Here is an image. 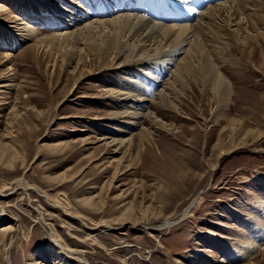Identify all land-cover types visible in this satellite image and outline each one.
<instances>
[{
  "label": "rangeland",
  "instance_id": "rangeland-1",
  "mask_svg": "<svg viewBox=\"0 0 264 264\" xmlns=\"http://www.w3.org/2000/svg\"><path fill=\"white\" fill-rule=\"evenodd\" d=\"M152 1L156 10L127 11L172 25L182 0ZM0 4V150L10 151H0V227L14 224L7 248H0V264H54L51 245L68 264H264L261 48L241 45L225 52L229 62L219 66L233 84L226 103L200 66L185 68L180 78L177 63H159L160 70L149 62L127 65L129 46L118 53L131 44L125 34L111 31L110 37L71 39L70 45L48 40L84 27L100 17V9L106 11L101 19L116 18L122 0ZM214 6L204 5L202 13ZM261 7L262 0L250 6L252 16H264ZM12 17L32 26V35L25 25L10 23ZM234 25H228L230 32ZM256 32L264 34V25ZM138 71L143 78L162 75L150 96L157 104H145L142 126L135 129L122 119L124 105L110 95L127 93L125 85L137 82ZM159 93L167 108L159 105ZM136 134L140 162L127 144ZM118 139L125 141L122 148ZM231 148L220 157L221 149ZM90 199L95 207L86 204ZM126 210L145 217L135 226L120 225L116 219Z\"/></svg>",
  "mask_w": 264,
  "mask_h": 264
},
{
  "label": "bare ground",
  "instance_id": "bare-ground-1",
  "mask_svg": "<svg viewBox=\"0 0 264 264\" xmlns=\"http://www.w3.org/2000/svg\"><path fill=\"white\" fill-rule=\"evenodd\" d=\"M210 1L211 0L207 2L210 3ZM219 1L224 2L216 3L214 4L216 6L211 7L209 11L202 13L201 9H203L202 7L205 5H201L202 0H189V3H186V0H182L178 4L179 7H176L177 10H179L178 15L176 16L178 21L174 22L172 25L163 26L157 22H154L153 18L148 19L146 15L143 16L144 14L142 15L137 12L134 13V10H132L133 13L127 11L128 9H134L137 6H145L148 8L147 10H156L157 8L154 1L150 0V4L148 6V4L144 2H138V4H135V0H122V3L124 2V6H121V4L117 5L118 7L120 6V10L119 12H117L116 18L112 20L101 19L106 18L101 16L103 14L106 15V11L100 9L97 12V14H99L97 17H100L93 19L84 27L77 28L73 31L68 32L63 31V33L52 35L51 37H49L50 39L48 40H51L53 43L55 41H59V44L61 45L64 43L70 45L73 42H69L71 39L78 43L79 40H83V38L86 37L85 39L88 43V41L96 40L98 36L101 37L102 34L104 35V37H110L111 31L114 35H118V33L123 35L125 34V38L128 37V41L131 44L121 43L122 45L118 53L121 54V52H124L128 49L130 50L129 56L125 60V63H127V65L132 64L133 62L135 64L137 63L138 65L142 64L144 66L149 63H153L150 65H153L155 69L160 70L161 66L159 63L165 65L166 67L177 63V67L174 73L176 77L180 78L184 77L185 68H188L189 66H200L204 74L207 75L206 77H208V79H206V82L210 83L213 92H215L216 94H221V98L224 102L227 103L231 100V97L233 95V84L229 80H227L228 78H225L222 73L223 71H221L220 68L221 65L223 66L225 63L229 62L224 56L226 55L225 52L229 50V48L232 50V48H237L241 45L245 46V48H248V50L250 48L255 49L256 47L258 49L261 48V51L259 50V57L258 55H253L257 56L260 59V62L258 63V65L260 66L258 68L262 70L264 67V34L258 32L255 33V31L258 30L259 26L264 25V16H252L253 11H251L249 7L254 6V4L256 5L257 0ZM165 2L167 1L165 0L164 3ZM211 2L213 3V1ZM262 5L264 6V0H262ZM117 6H114L113 8H117ZM228 8H230V11H228ZM163 9L165 10V8ZM114 10L115 9H113V11ZM259 10L264 11L262 7ZM82 12L83 11L80 10L78 14L82 15ZM146 12L148 13V11ZM82 17L83 16H81V18ZM243 17V20H247L246 24L248 25V27H243L244 24L241 23ZM77 18L78 17H75V20ZM18 21H20L19 18L12 17L10 23L16 24L18 26L25 25L23 29L28 32L27 36H31L33 31L32 26L26 25L25 23L19 24ZM233 23L235 25L232 27H236V30L230 32L227 27L228 25H233ZM250 32L254 33L251 34ZM245 34L246 36H243ZM188 40L190 47L189 49L184 51V45L188 42ZM113 48V43L109 42L107 50L112 51ZM181 54H184V56L178 58L181 56ZM117 55L118 54H116V57ZM215 55L220 56V59L218 58V60H221V62L216 60ZM4 57L7 59H11L10 55H4ZM116 57H114V59ZM125 63L124 65H126ZM141 73L140 71L136 73V75L139 77L137 78V82L133 83L132 87L125 85L128 87L127 93L116 94L115 91H111L110 95V99L112 101L124 105L125 108L124 112L122 113V119H127L129 124H126L130 125L135 129L142 126L141 118L145 116V104L148 103V101H151L153 98L150 96L155 94L153 93L154 90L152 85H156V81L159 83L160 77L162 75L161 73L158 74V72H155L154 75H152V78H150L149 76L143 78V75ZM149 79L153 80V84L147 86L145 81ZM1 87L5 86H0V88ZM130 88H132V90H130ZM158 99L162 100L159 105H161L162 107L167 106V103L162 93L158 94ZM156 100L153 99V101L157 104ZM151 115H146V118H150ZM130 121L132 122L130 123ZM144 136H146V132H144ZM115 141L113 142H115L116 145L120 146L121 148L125 144V141L120 139H118V141ZM140 141L141 134H136L127 142V144H129V149H132L134 151L135 159L138 162L142 161ZM219 143H221V141ZM14 149V147L10 148V150ZM0 151L1 153H6L8 149L4 148ZM8 152L10 153V151ZM231 152H233V149H221L220 157H223ZM16 154V150H14L13 154L11 153V156H9L10 160H8L9 163L13 164ZM86 204L91 205L93 207H95L96 205L92 199L87 201ZM144 215L138 217L135 216V213L133 215V212L126 210L119 218L116 219V222H119L120 225H126L130 223L132 226H135L145 217ZM13 230L14 224H8L3 228L0 227V248H3V250L7 248V234L8 232H11ZM49 251L52 254L53 260L56 261L54 264L69 263L65 255L62 254L60 250H58L55 246L51 245ZM32 264H43V262L35 260L32 262Z\"/></svg>",
  "mask_w": 264,
  "mask_h": 264
}]
</instances>
